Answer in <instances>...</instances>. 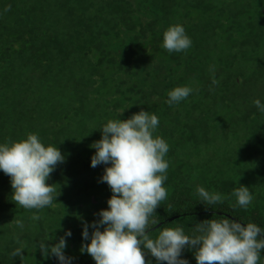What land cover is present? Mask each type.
<instances>
[{
	"label": "trees",
	"instance_id": "trees-1",
	"mask_svg": "<svg viewBox=\"0 0 264 264\" xmlns=\"http://www.w3.org/2000/svg\"><path fill=\"white\" fill-rule=\"evenodd\" d=\"M174 24L192 44L169 53L163 33ZM177 86L193 91L169 105L167 93ZM257 99L264 104V0H0V143L35 133L65 157L47 181L60 195L40 210L17 205L0 170V264H60L39 243L61 237L71 264H96L81 248L112 191L101 181L110 164L93 168L90 146L109 119L141 110L157 115L155 135L169 145L168 196L149 225L153 238L165 226L191 236L196 223L223 217L264 231ZM239 185L253 195L246 209L232 195ZM198 186L223 202L205 205ZM34 213L41 219L32 220ZM21 244L23 261L11 255ZM194 251L185 247L181 258L197 264ZM146 260L166 264L150 254Z\"/></svg>",
	"mask_w": 264,
	"mask_h": 264
},
{
	"label": "clouds",
	"instance_id": "clouds-1",
	"mask_svg": "<svg viewBox=\"0 0 264 264\" xmlns=\"http://www.w3.org/2000/svg\"><path fill=\"white\" fill-rule=\"evenodd\" d=\"M10 10L6 8L5 11ZM192 41L180 24L170 25L163 33V48L169 53L183 52L190 48ZM217 81L213 79V83ZM193 89L177 86L167 93V103L185 100ZM261 112L264 104L254 101ZM159 126L156 114L141 110L128 119H109L101 128L102 138L90 147L96 152L91 158L93 168L109 165L101 178L112 191L107 201L108 209L101 210L99 221H94L90 243L82 245L96 264H151L146 260L150 254L158 262L166 264H189L182 259L185 247L194 249L197 264H259L264 252V233L253 222L245 224L223 217L196 223L194 235H187L182 227H162L153 238L150 224H155L154 214L161 202L168 196L164 186L169 167L165 156L169 145L155 131ZM65 160L61 150L45 145L38 134L28 133L19 141L0 143V170L11 178L12 200L24 209H44L52 206L57 194L55 184L47 181L58 164ZM196 192L205 205L223 202L218 192H210L198 186ZM232 195L239 206L247 208L253 200L250 188L239 185ZM39 220L38 214L31 216ZM23 228L21 220L14 221ZM103 227V230H101ZM88 224L85 223L83 238L89 239ZM71 236V231L66 233ZM67 243L61 237L59 243L49 246L39 243L47 258L49 252L57 257L60 264H71L64 249ZM24 245L16 248L12 257L23 261Z\"/></svg>",
	"mask_w": 264,
	"mask_h": 264
}]
</instances>
